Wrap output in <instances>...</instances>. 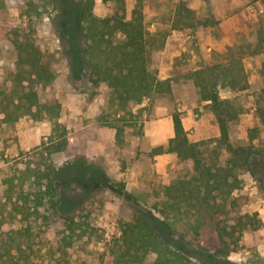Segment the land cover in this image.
<instances>
[{"label": "rangeland", "instance_id": "1", "mask_svg": "<svg viewBox=\"0 0 264 264\" xmlns=\"http://www.w3.org/2000/svg\"><path fill=\"white\" fill-rule=\"evenodd\" d=\"M30 1L40 7L39 17L26 18L13 3L0 9V24L18 26L21 35L43 50L44 62L56 76L48 90V100L62 105L60 123L67 129L66 148L56 152L52 147L50 135L54 124L49 119L34 121L24 117L15 124L2 125L0 194L7 189L6 179L17 178L25 170L44 175L57 168L54 177L60 214L84 207L91 215L92 235L68 246L63 222L59 218H45L48 216L45 201L39 209L40 215H35V204L31 202L30 221L23 222L32 231L30 264H58L64 259L72 264H108L111 244L120 226L135 217L137 207L152 211L162 220L155 207L163 200L164 188L176 177L177 159L167 154L155 156L153 150L168 143L170 129L173 132L172 114L182 113L191 142L212 138L206 137L217 122L209 106L200 101L188 75L211 63L215 53L225 52L229 47L241 49L264 26V0H185L199 19H212L215 23L194 34L171 28L174 9L180 0L146 1L143 15L147 32L166 35L165 49L150 69L157 76L165 73L172 81L173 93L154 96L140 105L131 104L128 114L122 116L111 106L108 87L92 86L81 62L78 50L81 24L77 11L86 0ZM93 1L92 11L99 18L121 11L120 0ZM121 1L130 20L137 0ZM8 54L7 44L0 43V89L10 92L13 82L4 76ZM245 66L250 86L236 95L244 113L230 128L232 141L239 145H246L248 131L259 125L256 107L264 106V53L248 56ZM122 117L125 119L121 120ZM113 127L124 129L122 144L117 143ZM204 130L207 133L202 136ZM104 178L123 184L124 190L116 185L112 187L107 180L105 184ZM240 178L243 189L235 195L238 208L230 213L229 219L235 224L239 217L249 214L262 225L259 230L244 231L230 256L234 264H247L255 254L264 257V186L246 171L240 172ZM45 185L46 180L37 184L32 178L23 184V191L36 195L46 190ZM18 198L17 194L13 201ZM6 203V199H1L0 207ZM13 212L11 206L5 208L7 223L8 215ZM11 227L5 224L3 230ZM159 229L169 240L160 224ZM199 243L212 252L220 246L212 227L202 230Z\"/></svg>", "mask_w": 264, "mask_h": 264}, {"label": "trees", "instance_id": "2", "mask_svg": "<svg viewBox=\"0 0 264 264\" xmlns=\"http://www.w3.org/2000/svg\"><path fill=\"white\" fill-rule=\"evenodd\" d=\"M146 1L137 0L130 20L121 0V11L110 17L95 16L93 0H86L77 11L81 24L78 50L88 81L94 87L101 84L108 87L111 106L120 116L128 114L131 104L140 105L154 96L173 93L172 81L160 80L150 69L165 49L166 35L147 32L143 15ZM13 3L30 20L41 15L40 7L30 0H0V9ZM214 24L212 19H199L188 3L180 0L174 9L171 28L194 34ZM0 43H6L9 51L4 76L13 82L10 92L0 89V127L15 124L24 117L34 121L49 119L54 124L50 143L56 152L63 151L67 129L60 123L62 105L48 100V90L56 76L44 62L43 50L32 39L21 35L16 25L0 24ZM261 53H264V26L241 49L229 47L225 52L215 53L211 63L188 75L200 101L209 103L219 137L191 142L182 113L172 114L173 137L166 145L153 150L155 156L167 154L177 159L176 177L164 188L163 200L155 207L162 220L152 211L137 207L135 217L120 226L111 244L108 264H234L230 256L244 231L260 229L261 222L249 214L239 217L235 224L229 218L238 208L235 195L243 189L241 171L264 186V106L256 107L259 125L248 131L246 145L235 144L230 134L231 125L244 113L236 95L250 86L245 59ZM224 94L228 96L224 98ZM113 128L117 143L122 144L124 129ZM56 172L57 168L38 175L25 170L19 177L4 181L7 189L0 194V201L6 199L8 204L0 207V264L31 263L32 231L30 226L23 225L30 221L28 204L31 202L35 204V215H40L39 209L45 201L48 208L45 218H59L63 222L67 233L64 241L68 246L92 235L91 215L84 207L60 214ZM32 178L37 184L46 180V190L36 195L25 194L23 184ZM106 180L112 187L116 185L124 190L123 184L104 178L105 184ZM17 194L19 198L13 201ZM8 206L14 211L8 215L9 223L5 213ZM5 224H10L11 229L4 231ZM159 224L169 240L161 233ZM206 227H212L219 239L220 246L213 252L199 243ZM58 264L72 263L64 259ZM247 264H264V257L255 254Z\"/></svg>", "mask_w": 264, "mask_h": 264}, {"label": "crops", "instance_id": "3", "mask_svg": "<svg viewBox=\"0 0 264 264\" xmlns=\"http://www.w3.org/2000/svg\"><path fill=\"white\" fill-rule=\"evenodd\" d=\"M171 64H172V62H171ZM161 65H162V68L164 69V67H165V65H164V61L161 62ZM158 78H159L160 80H166V79H167V76L165 75L164 72H161V73H159ZM206 104L209 105V103H206ZM183 125H184V127H185V129H186V131H187V130L189 129V127L186 125V123H185L184 120H183ZM170 128H171V126H170ZM204 132H206V131H205V130L202 131L201 135H202V134H205ZM206 133H207V132H206ZM114 135H115V132H114ZM209 135H210V136H209ZM202 136H203V135H202ZM172 137H173V132H172V130L170 129L169 139L172 138ZM205 137H206V136H205ZM208 137H212V138L219 137V127H218V124H217V125H214V126L212 127V129H211V133L208 134L206 138H208ZM199 140H201V139L196 140V142H198Z\"/></svg>", "mask_w": 264, "mask_h": 264}]
</instances>
